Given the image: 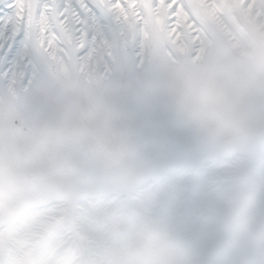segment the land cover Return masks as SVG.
<instances>
[{"label": "rangeland", "instance_id": "obj_1", "mask_svg": "<svg viewBox=\"0 0 264 264\" xmlns=\"http://www.w3.org/2000/svg\"><path fill=\"white\" fill-rule=\"evenodd\" d=\"M102 6L137 40L153 78L129 58L127 86L99 78L75 54L85 44L65 32L67 51L44 43L46 21L26 25L28 52L47 76L20 83L21 64L0 78V262L2 264H264V0H134L126 10ZM7 48V46H6ZM16 46L0 55L9 67ZM63 53V55H61ZM67 57V58H65ZM88 59H91V55ZM111 66L121 69L119 57ZM166 88L172 119L184 125L186 159L110 168L134 151L131 129L115 98ZM77 141L99 147L94 161L109 169L100 183H138L156 173L167 192L199 183L185 167L196 151L208 158L223 192L202 199L197 233L166 213L94 195L81 207L82 180L66 151Z\"/></svg>", "mask_w": 264, "mask_h": 264}, {"label": "snow or ice", "instance_id": "obj_2", "mask_svg": "<svg viewBox=\"0 0 264 264\" xmlns=\"http://www.w3.org/2000/svg\"><path fill=\"white\" fill-rule=\"evenodd\" d=\"M107 3L121 10H126L130 4L134 6V0H107ZM49 16L53 22L43 29L45 46L54 44L67 51L65 32L77 42L83 39L84 46L75 54L77 67L87 59L90 70L94 69L99 78L118 84L121 92L127 86L128 74L124 66L129 58L142 70L147 69L144 74L153 78H168L164 73L151 70L138 41L129 42L128 34L113 22L112 13L102 6L100 0H0V55L7 59L12 45L16 46L9 67L0 71L3 82L10 75H15L22 63L25 70L19 75L23 86L46 78L47 73L40 58L27 50L26 25L35 20L46 21ZM90 55L91 59H88ZM113 56L119 57L120 70L111 66ZM115 100L130 126L131 142L135 147L127 158L113 161L110 168L142 166L146 153H152L157 163L186 159L187 153L182 143L186 128L172 119L175 104L166 88L153 92H129L117 96ZM98 147L94 142L77 141L74 147L66 149L82 180L89 186L82 193V208L96 194L124 199L134 205L140 204L152 215L166 213L179 230L194 234L202 229L207 215L197 210L198 201L214 200L223 192V186L214 179L213 166L198 151L185 167L199 174V183L180 186L174 192L163 189L156 173L145 175L138 183L125 184L117 178L100 183L109 169L95 163L93 157ZM261 175L264 176V166ZM258 199L264 206V192L260 193Z\"/></svg>", "mask_w": 264, "mask_h": 264}]
</instances>
